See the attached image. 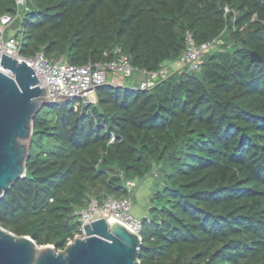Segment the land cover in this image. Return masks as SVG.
Returning <instances> with one entry per match:
<instances>
[{"label":"trees","instance_id":"16d2710c","mask_svg":"<svg viewBox=\"0 0 264 264\" xmlns=\"http://www.w3.org/2000/svg\"><path fill=\"white\" fill-rule=\"evenodd\" d=\"M17 9L0 0V17ZM14 25L22 57L76 66L120 48L157 71L180 58L187 33L224 45L199 72L152 89L136 73L99 86L96 103L44 106L26 177L0 200L1 227L62 250L89 198L129 196L128 181L156 174L163 202L144 221L141 264H264V61L250 54L264 59V0H27Z\"/></svg>","mask_w":264,"mask_h":264},{"label":"water","instance_id":"95a60500","mask_svg":"<svg viewBox=\"0 0 264 264\" xmlns=\"http://www.w3.org/2000/svg\"><path fill=\"white\" fill-rule=\"evenodd\" d=\"M250 54L253 61H264L258 52ZM39 83L27 62L0 55V200L17 180L26 177L35 115L46 105L73 99L59 95L53 100L48 86ZM84 226L85 236H75L58 251L0 226V264H141L140 234L107 217Z\"/></svg>","mask_w":264,"mask_h":264},{"label":"built area","instance_id":"2783aa9c","mask_svg":"<svg viewBox=\"0 0 264 264\" xmlns=\"http://www.w3.org/2000/svg\"><path fill=\"white\" fill-rule=\"evenodd\" d=\"M26 1L16 0L18 9L15 15L0 17V55L7 54L17 58L19 61L27 62L35 70L40 81L39 85L42 87L48 86L49 97L53 100L59 95H67L73 99L80 100L84 105L96 103V89L109 82L108 77L111 73L118 74L125 79H130L138 73L143 77L138 83V88L140 90H149L175 72L184 70L199 72L202 69L206 55L211 51L220 49L224 45V40L221 36L198 44L193 35L187 33L186 45L180 58L167 63L157 71L151 72L135 67L132 63V57L123 53L120 48L114 50V58L112 60L84 66L73 65L67 62L64 57L50 59L43 51L36 53L32 57L25 58L20 55L21 38L18 35L6 37V33L21 16V8L26 6ZM227 14L237 15L236 12L226 7L225 16ZM105 55L108 56V53H105ZM110 84L116 85V80H113ZM111 142H114V138ZM126 185L130 190L135 187L133 181H128ZM86 202V207L75 214L80 222V236H85V224L106 217L123 223L140 235L144 227V221H149L148 217L140 219L132 215V195L115 198L107 194L102 199L91 197Z\"/></svg>","mask_w":264,"mask_h":264},{"label":"rangeland","instance_id":"374dc122","mask_svg":"<svg viewBox=\"0 0 264 264\" xmlns=\"http://www.w3.org/2000/svg\"><path fill=\"white\" fill-rule=\"evenodd\" d=\"M18 26L12 25L6 33V37L15 36L18 32ZM116 77V78H114ZM108 83H111L113 80L120 82V79L125 80L122 76L118 74H113L108 77ZM127 80V79H126ZM129 83V81H126ZM135 187L131 189L132 191V208L131 213L136 218H144L145 215H150V208L157 205L158 207L161 206L163 200L155 199L153 202V198L155 195L161 191L162 183H159V179L157 178L156 174L148 176L144 180H135Z\"/></svg>","mask_w":264,"mask_h":264},{"label":"crops","instance_id":"0c3cea01","mask_svg":"<svg viewBox=\"0 0 264 264\" xmlns=\"http://www.w3.org/2000/svg\"><path fill=\"white\" fill-rule=\"evenodd\" d=\"M114 78H116V77H114ZM142 78V77H141ZM120 82H118V81H116V85H122V84H126V79L125 80H123V79H120L119 80ZM146 217H150V215H145V217L144 218H146ZM140 219H143V218H140Z\"/></svg>","mask_w":264,"mask_h":264}]
</instances>
